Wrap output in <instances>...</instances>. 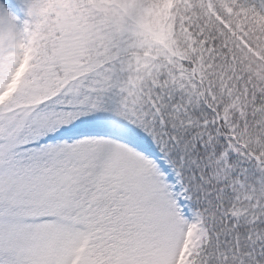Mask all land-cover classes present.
I'll return each instance as SVG.
<instances>
[{"label":"snow or ice","instance_id":"6c2138e0","mask_svg":"<svg viewBox=\"0 0 264 264\" xmlns=\"http://www.w3.org/2000/svg\"><path fill=\"white\" fill-rule=\"evenodd\" d=\"M0 264H264V0H0Z\"/></svg>","mask_w":264,"mask_h":264}]
</instances>
